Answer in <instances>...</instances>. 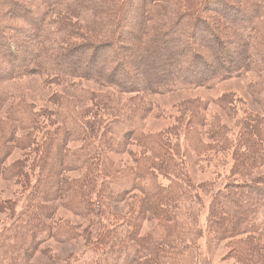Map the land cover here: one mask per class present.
I'll list each match as a JSON object with an SVG mask.
<instances>
[{"label": "trees", "instance_id": "trees-1", "mask_svg": "<svg viewBox=\"0 0 264 264\" xmlns=\"http://www.w3.org/2000/svg\"><path fill=\"white\" fill-rule=\"evenodd\" d=\"M38 1L43 10L0 0V86L35 76L56 88L50 106L39 107L0 88V178L22 189L0 191L9 218L0 264H27L25 253L41 239L76 233L85 244L66 264H196L205 197V233L226 242L233 264H264V188L253 175L264 166V0ZM133 24L138 38L125 47ZM248 73L260 79L246 93L262 114L241 110L235 131L223 122L235 109L228 92L186 96L172 125L145 132L144 96L212 89ZM84 81L97 89L84 99L67 95L65 87ZM111 153L127 157L115 162ZM215 155L230 160L224 180L195 185L188 167ZM126 198L116 216L111 203ZM59 206L77 216L91 211L93 228L67 217L45 228ZM149 220L155 224L142 235Z\"/></svg>", "mask_w": 264, "mask_h": 264}, {"label": "rangeland", "instance_id": "rangeland-1", "mask_svg": "<svg viewBox=\"0 0 264 264\" xmlns=\"http://www.w3.org/2000/svg\"><path fill=\"white\" fill-rule=\"evenodd\" d=\"M22 5L26 6H34L36 8H39L40 10L42 9L41 3H39L38 0H18ZM137 0H135L136 2ZM139 1V0H138ZM1 5V4H0ZM43 10V9H42ZM183 17H181L182 19ZM219 24H224L225 22L221 21L220 18H218ZM180 18L175 21V25L179 26L180 24ZM16 23V21H12V23ZM117 24L121 25H126L130 26L131 23H128V19H121V21ZM225 28L230 31L229 26L225 25ZM22 28L21 26H19ZM132 31L130 34L127 36L123 37V45L126 47L128 44L132 42H136V39L138 38L137 31L139 29V25L133 24L131 27ZM232 29V28H231ZM119 43V42H118ZM126 50H124L125 54ZM104 68V66H102ZM262 77L264 78V74H262ZM257 76L252 75L250 73L244 75L243 77L240 78H229L226 80H223L219 82L217 85H215L212 89H205V88H194V89H189L186 91H172L168 92L167 94L163 95H149V96H144L145 100L147 101L148 105L150 106L149 113L146 117L145 120V132H153L155 130H158L159 128H164L167 125H172L174 123V118L175 117V109L176 106L179 104V102L182 101L186 96H194V95H199L203 96L205 101L212 99V97H218L222 93H228L231 92L233 93L234 96V106L235 109L227 115V118L223 119V122L228 128H231V131H235V124L236 121L241 118L242 112L241 110H256L259 115H261L260 107L255 103V101L250 98V96L247 95L246 93V86L250 85L251 83H255L258 81ZM91 81H84L82 82V85L78 87L77 90L72 89L71 87L67 86L66 92L67 95H74L78 96L79 93H82L83 96H80L81 98H87V96L90 94L89 90L97 89L96 86L92 85L90 83ZM1 89L5 90L6 93H11L12 95L16 96H22L24 97L25 103H30L34 102V106L39 107L42 105L50 106L49 105V99L50 95L52 92L56 90L54 86L47 85L42 78L39 77H21L20 79L17 80H11L8 82H4L0 86ZM59 92L63 90L62 87H58ZM8 93V94H9ZM197 93V94H196ZM231 95V94H230ZM202 98V97H201ZM87 103L88 105L90 104L89 101H84V104ZM209 111H214L215 106L212 104V102H209ZM209 114V113H208ZM207 120L209 121L210 118L208 115H205ZM205 143L208 142V139L203 140ZM129 149L135 148V146H128ZM18 155H20V151L18 150L17 153L12 154L11 156L8 157L6 160V163H10L13 159H15ZM112 160L116 162L117 159L119 158H126L127 155L123 154L120 156H116L115 154L111 153L110 154ZM194 158V156H192ZM229 158L225 156L224 159L221 158L219 155H215L213 158V161L208 162V163H202V161L199 163H196L194 166H189V173L188 176L191 178L192 182H195V185L200 184V183H208L214 181L213 185H219L221 182L224 180V177L228 173V168L230 166V160ZM11 160V161H10ZM198 161V160H197ZM220 163L221 166H217V163ZM38 169V168H37ZM33 172V171H32ZM31 172V173H32ZM82 171H80L81 173ZM253 175H257L256 177L260 178L258 181L260 182L261 188H264V182L262 181L261 178L264 179V166L261 167L260 169H256L253 173ZM12 180V179H9ZM6 179L0 178V191L4 190L3 196L6 197L10 195L12 192H16L17 190L20 192L22 189L20 188L19 184H17L15 181H9ZM157 180L164 183L166 182L165 178L162 176H158ZM18 192V193H19ZM17 193V194H18ZM245 198L251 202L252 199H248L245 194L243 195V199ZM130 202L129 198H126L125 201H121L119 203H111V206L113 205V210L111 207V211L115 212L117 216V212H126V203ZM207 199L206 197L204 198V208L201 211L200 215V222L199 225L203 228L201 230V235L200 237L196 240L195 242V248H193L194 252L196 253V264H233V259L227 257L229 255L230 251L229 248L226 245L225 241H216L214 238L206 234L204 231V215H205V210H206V205ZM91 211H87L84 213L82 216H77L76 214H73L74 212L68 210V209H63L62 207L59 206V208L56 210V212L53 215V220H44L45 228L50 227L51 221L55 222V219H63L64 218H69V219H63L66 221L72 222L71 224L74 227H78V229L81 230L82 227L88 226V228H93V225H90L91 221H93V216L90 214ZM113 215V214H112ZM95 218V217H94ZM91 220V221H90ZM97 220V219H96ZM95 220V221H96ZM203 222V224H202ZM9 224V218L6 214L0 213V230L8 229ZM53 225L51 226L52 228L56 227V224L52 223ZM155 224L154 220H149V221H142V226L140 228V233L144 235V233H147L149 229ZM34 225H30L28 227L31 229H34L35 227H32ZM28 229H25L28 231ZM36 230V229H35ZM22 231H24L22 229ZM57 231L55 229L52 230V233H56ZM74 235L73 239H70L68 241H64L63 239H47L43 238L41 241L37 244L36 250H28L25 253V256L27 255L26 262L27 264H66L67 260L70 256H76L77 252H80L82 249L83 245L85 244V240L81 236ZM184 253H189L187 250L184 251ZM9 254V253H8ZM3 251L0 250V259H2L3 256ZM22 257V253L19 255ZM17 260L16 258L13 259V261ZM123 260V259H122ZM71 261V260H70Z\"/></svg>", "mask_w": 264, "mask_h": 264}]
</instances>
